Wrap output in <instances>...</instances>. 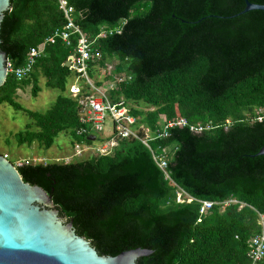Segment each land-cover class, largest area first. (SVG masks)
I'll return each mask as SVG.
<instances>
[{
    "label": "trees",
    "instance_id": "16d2710c",
    "mask_svg": "<svg viewBox=\"0 0 264 264\" xmlns=\"http://www.w3.org/2000/svg\"><path fill=\"white\" fill-rule=\"evenodd\" d=\"M68 2L91 40L107 32L96 41L102 58L92 65L90 78L102 86L101 69L106 79L132 78L111 92L115 102L123 98L153 132L162 118L212 124L201 134L189 127L169 129L167 138L151 142L155 152L169 149L172 181L197 200L235 199L244 206L215 205L201 216L199 202L177 204V188L137 139L119 140L109 156L87 151L90 155L69 163L64 158L22 164L17 168L24 182L43 188L100 255L141 248L154 254L138 264H250L249 241L262 233L264 219V156H257L264 147V119H257L264 110V11L242 14L245 0ZM65 23L57 0H11L0 49L15 68L22 67L29 50ZM45 52L29 78L18 81L9 74L0 88V106L6 103L31 119L16 135L18 145L50 149L64 133L73 149L92 147L96 140L78 134L89 128L80 120L78 100L66 94L75 77L66 67L73 48L57 42ZM40 77L61 92L45 113L17 102L18 91L30 85L38 96Z\"/></svg>",
    "mask_w": 264,
    "mask_h": 264
},
{
    "label": "built area",
    "instance_id": "2783aa9c",
    "mask_svg": "<svg viewBox=\"0 0 264 264\" xmlns=\"http://www.w3.org/2000/svg\"><path fill=\"white\" fill-rule=\"evenodd\" d=\"M57 2L59 10L66 21L65 25L62 28L56 29L40 46L32 47L22 67L15 68L13 63L8 60L7 72L8 75L12 74L18 81H22L31 76L37 62L46 53L45 51L48 46L61 42L65 47L73 48V52L67 60L70 62L69 69L72 74L75 75L76 83L75 86L70 88L71 95L78 100L81 122L89 126V131L81 129L78 131V134L93 135L96 137V141L100 134L99 146L95 147L93 145L92 147H88L84 144L76 145L73 149L74 157L76 159H82L87 151L109 156L118 147L119 140L137 139L151 151L156 164L164 173L165 180L169 181L171 185L177 188V204H191L197 201L201 204V216L207 215L215 205H219L223 209L236 204H240L241 207H243L244 204H241L235 199L221 203L197 200L172 181L168 172L169 149L163 148L158 151L159 153L157 151L155 152L151 148V142L158 138H167L169 136V129L189 127L192 132L201 134L204 131L213 129L212 124L208 123L205 126H192L183 118H179L172 122H167L162 118L160 121V128L153 132L148 126L140 123V117H135L130 113L131 107L123 101V98H121L119 102H115L111 95L112 91H120L122 84L131 81V76H113L110 79H106L108 74L107 71L104 69L100 70L99 66L96 67V70H100V74L104 73V75L100 77L101 80H103L101 81L102 86H98L94 79H91L89 76L92 65L102 58L101 52L98 47H96V41L99 38L105 37L107 32L102 30L96 39L91 40L78 25L75 18L76 11L69 4L68 0H57ZM117 32H119V30ZM111 34L112 32L110 35ZM75 40H77L76 46H74ZM111 69L112 67H109L108 71L110 72ZM81 82L83 83L82 85ZM87 85L89 88L85 89ZM257 119L259 122H262L264 119V110L258 113ZM4 156L8 158L7 155ZM70 161H72L71 157H66L64 159L65 163H69ZM200 221L201 220H199V222ZM260 225L263 229L262 233L252 237L249 241L248 257L250 259V264H260L264 260L263 217H261Z\"/></svg>",
    "mask_w": 264,
    "mask_h": 264
},
{
    "label": "water",
    "instance_id": "95a60500",
    "mask_svg": "<svg viewBox=\"0 0 264 264\" xmlns=\"http://www.w3.org/2000/svg\"><path fill=\"white\" fill-rule=\"evenodd\" d=\"M245 3L242 14L264 11V5ZM9 10L11 0H0V31ZM7 63L0 49V88L8 78ZM257 156H264V147ZM152 254L153 250L138 248L115 257L100 255L76 234L73 220L61 215L47 192L25 183L17 166L0 154V264H138Z\"/></svg>",
    "mask_w": 264,
    "mask_h": 264
},
{
    "label": "rangeland",
    "instance_id": "374dc122",
    "mask_svg": "<svg viewBox=\"0 0 264 264\" xmlns=\"http://www.w3.org/2000/svg\"><path fill=\"white\" fill-rule=\"evenodd\" d=\"M101 75H104V73L100 74L98 78H100ZM45 83L46 80L43 77H40L38 83L40 92L37 97L32 96V85L28 86L24 90H19L17 102L31 111L39 113L47 112L55 103L61 92L57 89L46 87ZM81 84L83 83L81 82ZM66 94L71 95L70 87L68 88V92ZM30 123L31 119L23 112L16 111L13 107L6 103L0 106L1 155H7L8 159L16 166H21L25 163L40 164L48 162H60L61 159L66 157H71L72 160L75 161L77 160L74 157L72 139L70 136H67L64 133L60 134L56 138L54 145L50 149L40 147L38 143H34L31 146H19L16 135L24 131L26 126ZM99 139L100 134L98 140L94 142L95 144H93L95 147L99 146ZM87 153L90 152H86L85 154Z\"/></svg>",
    "mask_w": 264,
    "mask_h": 264
},
{
    "label": "crops",
    "instance_id": "0c3cea01",
    "mask_svg": "<svg viewBox=\"0 0 264 264\" xmlns=\"http://www.w3.org/2000/svg\"><path fill=\"white\" fill-rule=\"evenodd\" d=\"M68 62V61H67ZM101 77V76H100ZM97 78V77H96ZM98 79V83L99 82H101V81H103V80H101V78H97ZM95 81V80H94ZM96 82V81H95ZM97 83V82H96ZM69 84H70V86L68 85V88L70 87H72V86H75V77L74 78H72L71 80H70V82H69ZM80 85V84H79ZM82 85V84H81ZM80 85V86H81ZM69 96H71L72 97V95H69ZM73 98V97H72ZM74 99H76V98H74ZM93 136V135H92Z\"/></svg>",
    "mask_w": 264,
    "mask_h": 264
}]
</instances>
